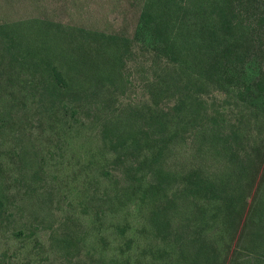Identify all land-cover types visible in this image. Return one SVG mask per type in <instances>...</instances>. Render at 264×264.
Returning <instances> with one entry per match:
<instances>
[{
    "label": "rangeland",
    "instance_id": "374dc122",
    "mask_svg": "<svg viewBox=\"0 0 264 264\" xmlns=\"http://www.w3.org/2000/svg\"><path fill=\"white\" fill-rule=\"evenodd\" d=\"M143 5L144 0H0V28L19 25L23 29L16 33L26 38L18 53L0 31V264H183V252H196L197 245L186 247L196 238L216 241L224 261L231 241L224 223L212 219L202 200L193 203L194 198L185 197L186 177L200 163L216 170L210 153L200 155L199 143L188 132L167 155L165 166L178 175L167 194L180 203L181 215L171 212L173 221L165 231L160 218L158 230L152 212L168 203L163 192L149 191L157 180L142 162L152 152L140 142L145 148L121 152L123 163L116 162L113 137L105 129L118 127L139 137L150 128V117L177 103L169 102L168 95L154 96L157 90L150 87L163 75L164 65L154 62L140 31ZM234 5L252 24L255 45L242 69L256 75L264 68L258 49L264 43V10L240 0ZM51 25L128 40L130 52L123 58L120 85L101 88L93 82V72H74L83 90L66 101L67 108L57 96H49L27 56L35 57H30L33 61L54 57L52 52L60 54V48L74 41ZM88 45L94 49V44ZM200 96L202 101L188 100L183 109L186 129L205 112L231 115L225 94ZM244 226L245 222L243 230ZM246 229L255 235L262 228ZM239 234L227 264H236L234 251L251 239L247 235L242 242ZM65 237L74 241V251L54 244Z\"/></svg>",
    "mask_w": 264,
    "mask_h": 264
},
{
    "label": "trees",
    "instance_id": "16d2710c",
    "mask_svg": "<svg viewBox=\"0 0 264 264\" xmlns=\"http://www.w3.org/2000/svg\"><path fill=\"white\" fill-rule=\"evenodd\" d=\"M240 2L264 10V0ZM234 4L235 0H144L140 31L153 50L154 62L164 65L161 67L163 75L150 87L157 90L154 96L168 95L169 102L177 100V103L166 105L169 112L162 109L161 113L150 117L147 120L150 128L139 137L136 132L122 133L118 127L105 128L113 137L111 144L118 153L116 162L123 163L124 152H134L145 146L147 152H152V157L146 156L142 162L148 174L157 180L149 191L163 192L168 203L152 212L151 221L158 230L160 218H164L162 229L165 231L173 221L170 213L181 215L180 203H175V196L167 194L177 183L178 176L165 166L167 155L170 156L180 143L179 139L188 132L199 143L200 155L204 151L210 153L216 170L200 163L186 177L185 197L194 198L193 203L202 200L212 219L224 223L231 241L221 263L217 242L196 238L186 246L197 245L196 252L190 256L185 250L183 264H227L241 227V241L247 239V235L251 239L241 250L234 251L232 263L264 264V68L256 75L242 69L243 66L246 68L245 61L251 57L255 45L252 24L243 20ZM18 26L11 27V30H8L10 27H1L0 31L5 40L22 53L26 38L16 33L23 29ZM51 27L72 36L74 41L60 48V54L52 52L54 57L34 61L31 58L35 57L27 58L45 81L48 95L57 96L62 107L67 108L66 101H71L77 92L83 90L81 80L74 76V72L79 76H85L86 71L93 72V82L101 88L120 85L123 58L130 52L126 51L130 49L128 40L83 29L63 31L62 27ZM88 43L94 44V49ZM258 49L264 62V43ZM211 92L225 94L228 103L225 108L232 109L231 115L205 112L195 117L196 123L186 129L188 123L184 124L183 109H187L188 100L202 101L200 95ZM154 146H159L156 152L151 150ZM247 227L262 229L259 234L250 235ZM126 229L123 228L122 232ZM54 244L68 253L76 248L69 237L55 240Z\"/></svg>",
    "mask_w": 264,
    "mask_h": 264
}]
</instances>
